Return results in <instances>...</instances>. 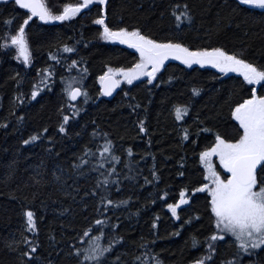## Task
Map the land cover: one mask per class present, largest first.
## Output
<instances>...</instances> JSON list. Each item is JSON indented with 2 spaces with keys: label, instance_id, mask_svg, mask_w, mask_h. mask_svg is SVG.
<instances>
[{
  "label": "trees",
  "instance_id": "1",
  "mask_svg": "<svg viewBox=\"0 0 264 264\" xmlns=\"http://www.w3.org/2000/svg\"><path fill=\"white\" fill-rule=\"evenodd\" d=\"M82 2L43 0L53 15L66 4ZM185 4L192 21L177 27L173 8L179 5V14ZM105 8L110 27H139L153 39H172L193 49L222 47L264 68V11L237 0H108L106 6L90 5L56 24L33 18L26 29L31 63L16 59L15 46L0 47V264H79L83 256L75 248H87L101 230L104 246L109 238H121L101 258L105 264H156L157 256L162 264H193L209 254L207 238L216 232L210 195L195 194L178 210L179 220L166 205L178 200L185 186L207 182L199 153L215 142L216 133L238 138L231 111L258 85H247L240 73L171 62L151 84L144 77L122 85L113 99L105 98L98 77L109 66L129 68L139 60L136 49L100 36L103 28L95 20ZM27 15L13 0L0 1V45ZM10 20L11 31L6 26ZM65 44L75 51L63 52ZM58 50L61 59L54 61L49 53ZM72 60L78 65L69 70ZM43 69L54 72L50 80L43 79ZM61 77L87 90V99L71 102L75 109L62 91ZM37 87L39 94L32 98ZM257 91L264 94L260 86ZM176 106L188 108L182 119L176 118ZM65 115L70 119L62 133ZM141 120L147 134L139 131ZM185 129L188 140L183 139ZM33 135L40 138L23 143ZM105 140L113 148L102 157ZM104 197L127 203L105 212ZM29 208L36 231L27 230L24 213ZM98 219L106 223L97 226ZM89 227L93 231L80 239ZM25 239L37 246L31 260L24 255L29 250ZM213 243L216 252L206 264H224L237 252L231 236ZM261 249L241 253V264H264Z\"/></svg>",
  "mask_w": 264,
  "mask_h": 264
},
{
  "label": "snow or ice",
  "instance_id": "2",
  "mask_svg": "<svg viewBox=\"0 0 264 264\" xmlns=\"http://www.w3.org/2000/svg\"><path fill=\"white\" fill-rule=\"evenodd\" d=\"M107 2L108 0H83L82 3L74 5L66 4L60 14L53 15L47 9L43 0H14L15 5L29 10L30 15H27L23 20L19 28L16 29L15 34L5 38L4 43L0 47L8 49L10 46H15L16 59L22 58L25 64H29L31 63L32 56L26 29L29 26V22L33 20V17L38 16L41 21H63L75 17L82 9H87L90 5L98 3L106 6ZM238 3L264 10V0H238ZM179 7V5H176L173 8L177 27L185 20L189 23L192 21L191 10L188 8V5H183L184 11L176 14ZM12 22L13 20L6 22L9 31H11L10 26ZM95 24L102 26L103 30L100 36L105 41H119L121 44H126L136 49L139 53V60L131 67L112 68L109 66L107 71L98 77L103 95L111 96L122 81L132 84L133 81L146 77L148 83L151 84L152 81L158 78L157 74L165 67V61H168L169 58L181 60L185 65L189 66L194 63L212 65L223 73H240L247 85H258L261 89H264V83H262L264 82V68L249 62V60L239 54L228 52L222 47L193 49L182 42H174L172 39L163 41L153 39L150 35L144 34L139 27L132 28L131 30L128 27H110L107 22L106 8L96 18ZM74 51V48L66 44L63 45V52L73 53ZM49 55L54 61L61 59L59 50L56 54L49 53ZM77 65L78 62L72 60L68 68L71 70ZM83 72L86 73L87 68H84ZM41 75L44 80H50L54 72L50 69H43L41 70ZM61 80L65 84L62 91L69 98V107L75 109V104L71 102L77 101V98L80 96H84L87 99V90L75 86V82L71 79L65 80L64 77H61ZM193 91L197 90L194 89ZM38 94V87L31 92L32 98H35ZM125 95L128 94L125 93ZM61 107L63 108L64 105ZM133 111H135V108H133ZM187 111V106H176V118L178 120L182 119ZM231 115L238 122V138L226 139L223 135L216 133L215 142L199 153V159L205 171L204 179L207 182L200 184L199 187L185 186L179 192V199L166 205L171 211L172 216L179 220L181 217L178 210L182 211L181 206L188 205L195 194L207 192L210 195L209 205L211 213L215 218L216 232L207 238L209 254L203 258L194 260L193 264H206V262H210L213 254L216 252L213 242L223 240L228 234H231L234 238L237 252L232 259L225 261L224 264H241L239 259L241 253L251 254L253 250L261 249V246L264 245V94H258L257 87H251L248 98L236 103L231 111ZM62 119L63 122L60 125L59 131L63 133L67 131L65 125L68 123L70 117L65 115ZM197 119L199 118L197 117ZM138 123L139 131L147 134L148 130L145 127V122L141 120ZM44 131L47 132V129H44ZM205 131L211 130L205 129ZM39 138L38 135H33L29 139L24 140L23 143L28 144L30 141L38 140ZM183 139H189V131L187 129L183 132ZM112 148V141L105 140V144L100 150L101 156L103 157L104 153H111ZM90 151V149H85L86 153ZM131 151V148H129V154H131ZM213 157H218L219 164L226 170L223 176L220 171H217L216 165L213 163ZM112 159L118 160L119 158L112 156ZM82 163H87V161H82ZM74 166L78 167L79 165ZM179 175L183 176V173ZM146 182L150 183L147 180ZM103 183L105 185L109 183L107 177L104 178ZM167 195L168 193L165 192L164 196L167 197ZM126 203L127 201L117 202L107 197L101 200L105 212L109 210L108 206L114 204L118 206L119 204ZM24 214L26 216L27 230L36 231L37 222L34 211L29 208L25 210ZM105 223L106 220L98 219L94 221V224L97 226ZM153 226L155 227V222ZM91 231L93 229L89 227L84 231L80 239L88 236ZM179 234V232L174 233V235ZM104 236L105 233L101 230L99 235L91 237L87 248L83 250L75 248L76 254L83 256V260L79 264H88V262H92V264H105L101 258L105 256V253H109L112 245L118 243L121 238H109L110 242L108 246H104L101 243ZM24 243L29 247V250L24 255L31 260L37 246L30 239H25ZM196 243L197 241L194 239L193 245L195 246ZM155 261L156 264H162L158 256L155 257ZM48 264H51V262L49 261Z\"/></svg>",
  "mask_w": 264,
  "mask_h": 264
},
{
  "label": "water",
  "instance_id": "3",
  "mask_svg": "<svg viewBox=\"0 0 264 264\" xmlns=\"http://www.w3.org/2000/svg\"><path fill=\"white\" fill-rule=\"evenodd\" d=\"M1 2H4V1H10V0H0ZM14 1V0H13ZM238 1V0H237ZM242 5V4H241ZM243 6H246V7H248V8H251V9H256V10H259V11H264V10H262V9H257V8H254L253 6H247V5H243ZM20 7V6H19ZM26 10V9H25ZM83 10V9H82ZM26 11H28L29 12V10H26ZM30 13V12H29ZM33 18H37V19H39V17L38 16H36V17H33ZM67 20V19H66ZM41 21V20H40ZM64 21V20H63ZM41 22H43V23H50V24H56V23H60V22H62V21H60V20H50V21H41ZM171 62H180V63H183V61H181V60H176V59H174V58H169V60L168 61H165V64H168V63H171ZM184 64V63H183ZM192 65H194V66H202V67H210V68H215L214 66H212V65H200V64H196V63H194V64H192ZM100 89H101V85H100ZM119 91H120V85L113 91V93H112V95L111 96H106V95H104V97L105 98H107V99H113L118 93H119ZM82 98V96H80V97H78L77 98V101H79L80 99ZM77 101H74V102H77ZM259 167V166H258Z\"/></svg>",
  "mask_w": 264,
  "mask_h": 264
},
{
  "label": "rangeland",
  "instance_id": "4",
  "mask_svg": "<svg viewBox=\"0 0 264 264\" xmlns=\"http://www.w3.org/2000/svg\"><path fill=\"white\" fill-rule=\"evenodd\" d=\"M128 46H129V45H128ZM21 60H23V59L21 58ZM141 78H144V77H141ZM141 78H140V79H141ZM121 84H122V85H129V84H127V82H126V81H122V82H121ZM212 159H213V163H214V159H216V160H217V162H218V164H219L218 157H213ZM214 164H215V163H214ZM219 166H220V167H221V169H222V173H223V174H221V175L223 176V175H224V173L226 172V170H224V169H223L222 165H220V164H219ZM226 236H231V234H228V235H226ZM231 237H232V236H231ZM232 238H233V237H232ZM233 239H234V238H233ZM262 246H263V245H262Z\"/></svg>",
  "mask_w": 264,
  "mask_h": 264
}]
</instances>
